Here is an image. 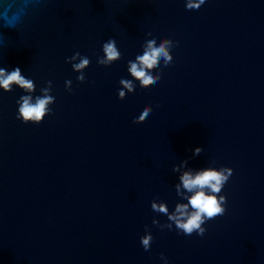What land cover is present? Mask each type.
Returning a JSON list of instances; mask_svg holds the SVG:
<instances>
[{"label": "water", "instance_id": "obj_1", "mask_svg": "<svg viewBox=\"0 0 264 264\" xmlns=\"http://www.w3.org/2000/svg\"><path fill=\"white\" fill-rule=\"evenodd\" d=\"M184 3L0 0V68L33 84L0 91V264H264V0ZM148 38L171 61L141 84L128 65ZM108 39L120 56L102 65ZM22 95L53 97L40 123L16 118ZM204 167L231 172L225 212L178 234L151 204L171 213Z\"/></svg>", "mask_w": 264, "mask_h": 264}, {"label": "clouds", "instance_id": "obj_2", "mask_svg": "<svg viewBox=\"0 0 264 264\" xmlns=\"http://www.w3.org/2000/svg\"><path fill=\"white\" fill-rule=\"evenodd\" d=\"M204 3L205 0H185L184 7L195 10ZM168 43L167 40L155 42L154 38H148L146 46L137 54L136 58L129 62L130 73L139 77L141 84L159 81L160 74H153L151 67L159 64L161 57H163L165 64L171 61V56L166 48ZM101 50L103 56L98 60V63L102 65H108L120 56L112 39L104 42ZM77 57H79V62L73 63L72 68L80 71L89 64V59L87 56L80 55L79 52L74 53L71 59L76 60ZM77 79L82 80L83 76L81 75ZM13 85L27 93H30L33 89L32 82L21 75L19 67H14L11 71L0 68V91L9 92L12 90ZM120 85L117 94L123 97L125 88L129 90L133 88V81L131 78L121 77ZM52 102L53 97L49 95L36 97L35 99L31 95H22L15 102L17 105L16 118L22 123L38 124L50 112L47 106ZM151 111V107L144 104L133 118L142 119ZM192 151L193 155H198L201 148L197 146ZM173 171H176V169L173 168ZM230 175L231 172L228 171L227 167H204L196 171H185L178 177L179 182L175 186L177 194L185 202L177 203L171 213L168 212L167 206L163 203L159 206L152 203L151 209L166 216L169 222L166 225L168 229L171 230L174 226L178 234L182 232L184 235H191L195 232L197 236H201L205 232L202 225L208 220L222 216L225 212L226 199L224 195L219 193H221ZM151 240L152 236L147 231L139 237V243L145 251L149 249ZM160 259L168 264L167 258L163 254L160 255Z\"/></svg>", "mask_w": 264, "mask_h": 264}]
</instances>
